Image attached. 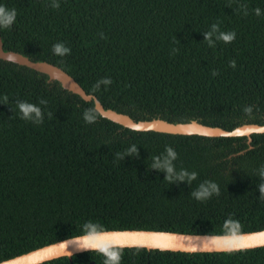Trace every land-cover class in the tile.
Wrapping results in <instances>:
<instances>
[{"label":"trees","instance_id":"obj_1","mask_svg":"<svg viewBox=\"0 0 264 264\" xmlns=\"http://www.w3.org/2000/svg\"><path fill=\"white\" fill-rule=\"evenodd\" d=\"M0 6L16 12L9 27L0 26L3 50L61 68L106 109L134 121L195 120L229 131L264 124V0ZM233 33L232 41L221 39ZM55 45L67 51L57 54ZM21 104L39 114L25 117ZM251 138L249 149L247 137L133 131L46 75L0 60V262L93 229L263 230L264 133ZM109 250L120 254L118 264H264V247ZM107 259L98 250L72 262Z\"/></svg>","mask_w":264,"mask_h":264},{"label":"water","instance_id":"obj_2","mask_svg":"<svg viewBox=\"0 0 264 264\" xmlns=\"http://www.w3.org/2000/svg\"><path fill=\"white\" fill-rule=\"evenodd\" d=\"M0 60L24 66L46 75L49 82L56 81L63 90L78 95L85 102H93L95 111L102 118L133 131H152L171 135H197L202 137H247L249 149L252 148L250 145L252 140L251 135L264 133V124L259 125L255 123L243 124L229 131L220 127L204 125L195 120L184 123H172L159 118L134 121L126 114L104 108L96 96L87 94L61 68L44 61H32L17 52L3 50L1 38ZM89 234L63 239L39 247L27 253L3 260L0 264H42L61 257H67L69 264H73L72 257L74 255L87 251H98L97 248L86 249L82 247V238ZM95 241L99 246L108 247V249L145 248L147 250L184 253L230 252L264 247V229L223 235L190 234L155 230H107L95 232ZM229 241L243 246H226V242ZM89 264L94 263L91 262Z\"/></svg>","mask_w":264,"mask_h":264},{"label":"clouds","instance_id":"obj_3","mask_svg":"<svg viewBox=\"0 0 264 264\" xmlns=\"http://www.w3.org/2000/svg\"><path fill=\"white\" fill-rule=\"evenodd\" d=\"M257 14H259V10L257 9ZM16 12L15 10L8 11L4 6H0V26H3L5 28L9 27L15 20ZM210 34H206V39ZM234 33L223 35L221 36V39H223L225 42H230L234 39ZM54 51L57 54H62L64 51H67V49H62V46L55 45ZM20 110L25 114V117L28 116V114L36 112L38 113V109L30 104H21L19 105ZM246 111H250L249 109H246ZM262 193H264V189H262ZM203 195H207V193H203ZM232 229H236L239 227V225H231ZM83 239V245L82 247L89 249V248H97L99 251H101L104 255L108 257V259L105 261V264H118L120 260V254L115 251H110L108 247H101L96 246L93 241L95 240V229L89 234L88 236H85ZM63 246V245H62Z\"/></svg>","mask_w":264,"mask_h":264},{"label":"snow or ice","instance_id":"obj_4","mask_svg":"<svg viewBox=\"0 0 264 264\" xmlns=\"http://www.w3.org/2000/svg\"><path fill=\"white\" fill-rule=\"evenodd\" d=\"M93 243L96 245V246H99L98 244H96V241L94 240ZM226 246H229V247H232V246H243V245H240L238 243H234L232 241H229V242H226Z\"/></svg>","mask_w":264,"mask_h":264}]
</instances>
